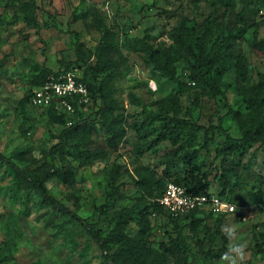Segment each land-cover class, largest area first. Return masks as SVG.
<instances>
[{"label":"rangeland","instance_id":"obj_1","mask_svg":"<svg viewBox=\"0 0 264 264\" xmlns=\"http://www.w3.org/2000/svg\"><path fill=\"white\" fill-rule=\"evenodd\" d=\"M20 1L24 0H0V150L22 166L52 169L64 164L51 147L65 124L27 105L24 97L37 81L65 72L68 61L69 70L82 75L96 59L104 34L98 22H102L119 47L111 52L107 73L127 116L128 134L118 150L110 149L107 129L92 116L99 102L84 106L97 128L90 136L72 132L69 142L81 153L69 157L76 180L68 183L49 176L46 185L51 194L96 222L103 236L123 208L136 207L128 236L135 239L145 230L147 252L164 257L167 264H180L178 249L184 250L187 263L183 264H224L222 255L239 243L246 245L240 264H264L259 250L260 244L264 248V143L255 142L245 155L219 149L227 133L242 135L237 115L253 113L246 96L259 81V72H264V48L255 43L264 39V0L250 3L245 21L240 13L247 0H37V26L26 24L17 5ZM242 25L246 26L243 38L233 47L222 48L227 51L225 58L203 80L185 74L194 61L187 47L192 32L195 49L202 43L209 51L217 37ZM151 45L169 52L180 82L151 60ZM81 56L89 60H77ZM105 74L87 76L98 83ZM160 112L211 126L212 142L203 148L204 131L195 133L191 148L198 149L197 157L180 160L185 148L178 146L192 135L191 130L180 126L179 142L174 144L170 133L161 136L162 120L155 117ZM169 157L175 161L173 176L191 171L206 179L209 191L238 206L234 212L203 209L193 220L182 219L187 222L184 236L189 249L175 245L174 222L154 205L160 191L157 180L166 175ZM115 164L116 182L112 179ZM106 202L110 207L101 216ZM220 220L221 225L235 227L234 239L224 241ZM116 247L112 245L111 251ZM2 258L3 264H104L102 249L85 224L54 209L37 190L15 182L14 172L4 164H0Z\"/></svg>","mask_w":264,"mask_h":264},{"label":"trees","instance_id":"obj_2","mask_svg":"<svg viewBox=\"0 0 264 264\" xmlns=\"http://www.w3.org/2000/svg\"><path fill=\"white\" fill-rule=\"evenodd\" d=\"M254 0H247V5L240 13V18L245 21V11L250 3ZM18 8L24 14V20L27 25L37 26L38 25V3L37 0H24L20 1ZM98 27L104 32L103 37L100 42V46L96 52V59L93 62H89L82 73V79L87 82L91 93L93 102H99V106L94 111L92 116L93 119H99L103 126L107 129L109 135L106 138V144L110 149L118 150L128 134L127 128V116L121 111V105L118 99L114 95L113 88L110 87V77L111 73H107V70L112 64L113 57L111 52L114 50H119L116 42L111 39L109 29L102 22H98ZM246 32V26L242 25L232 29L226 36L217 37L216 41L212 45L209 51L201 43L199 44L198 50L195 49L192 41L194 37V32H192L191 37L187 40V47L191 54L193 55L194 61L190 66V70L186 69L185 74L191 77L193 80L197 78L198 80H203L204 76L213 70L216 66V62L221 58H225L227 51H222V48L233 47L237 40L243 38ZM76 37L81 44L80 33H76ZM264 48V39L255 42ZM217 46H219L217 48ZM149 56L155 65L161 69L166 75L171 79L180 82V77L175 76L173 67L168 59L169 52L166 49H161L160 47L150 46ZM77 60H84L86 62L89 60L85 57H79ZM241 62V61H240ZM70 67V61L67 62L64 71L68 70ZM106 74L99 80L95 82L88 78V74H92L96 78L100 73ZM58 73V72H57ZM48 78V77H47ZM37 81L30 87V89L25 94L24 100L27 105L31 106L29 103L31 90L35 86H39L44 83L47 79ZM195 81V80H194ZM210 85L215 89L220 91V87L215 81H211ZM254 89L246 96V100L250 103L253 108L252 114H247L246 116L237 115L240 125L242 127V135L235 137L226 134L225 142L219 147L222 153H225L226 149H232L237 151L240 155H245L249 149L253 146L255 142L264 143V72H259V81L254 85ZM85 106V105H84ZM83 106V107H84ZM77 106L76 112L73 114H68L62 109L58 108L56 105H51L40 110H45L49 113L55 120L62 121L65 124V128L60 134L59 141L56 142L51 147V153H58L62 158L64 164L62 166H53L52 169L44 168L41 165L28 167L22 166L16 160L5 154L0 150V164H4L9 167L14 172L15 182L24 184L30 189H35L43 197V201L48 202L52 205L54 209H59L60 211L66 212L71 218L77 219L84 223L88 231L90 232L93 239L97 242L99 247L102 249L104 256V264H167L164 261V257H157L156 255L149 254L147 252V233L145 230L141 229L140 236L135 239H130L127 233V227L130 221L133 219V213L136 211V207H125L117 215L116 221L112 229L106 236H103L100 229L97 227V223L89 221L88 218L81 216L75 210L69 208L61 200L55 197L49 191L46 181L49 176H56L64 182L74 183L76 180V173L73 167L69 164L70 156L79 155L80 151L76 148L75 143H70L69 138L73 131H84L87 136L97 128L96 124L90 123V114H85L84 109ZM37 109V108H36ZM93 112V111H92ZM156 118L162 120V132L161 136H165L170 133V137L174 144L179 142L180 136V126L188 127L191 130L192 135L178 148L181 150L185 148V151L180 155V160L183 161L193 160L197 157V148H191L193 145L194 134L200 131H204V143L203 148L208 147L212 142V137L210 135L211 126H206L200 124L196 121L190 119L177 117L176 115H170L166 112H160L155 114ZM189 160V161H190ZM223 164L225 159L222 160ZM175 161L172 157L167 159V165L165 167V176L159 178L157 183L160 185V191L157 197H159L165 190L166 183L168 180H175L176 182L184 184L188 191L193 193H205L209 190L207 189V181L203 177L194 175L193 172L187 171L184 176L172 175V167ZM112 179L114 182L118 180L119 171L118 165L113 166ZM151 195L152 191H148L147 195ZM156 197V207H158L163 212L167 213L169 218L174 222L177 236L175 240V245L183 249H189V245L186 243L184 236V226L187 222L182 223V219L195 217V214L203 209H195L189 212L185 217H178L171 215L166 208L157 201ZM139 204L138 207H141ZM110 207L109 202L104 203L101 206L100 215L103 216L107 213ZM142 210L140 209V212ZM223 221H218V226L221 227ZM220 234L224 237V241L227 242L228 237L225 236L221 229L219 228ZM117 245L116 249L111 251V246ZM259 250L264 253V248L260 244ZM178 257L180 258V264L187 263L186 257H183L184 250L178 249ZM4 258L0 259V264H3Z\"/></svg>","mask_w":264,"mask_h":264},{"label":"built area","instance_id":"obj_3","mask_svg":"<svg viewBox=\"0 0 264 264\" xmlns=\"http://www.w3.org/2000/svg\"><path fill=\"white\" fill-rule=\"evenodd\" d=\"M29 103L32 107L42 109L56 105L68 114L76 112L77 106L93 103L92 93L82 75L76 71H65L59 75L49 76L43 84L31 90ZM166 210L173 216L185 217L195 209H215L234 212L236 203L216 192L193 193L175 180H168L164 192L157 197Z\"/></svg>","mask_w":264,"mask_h":264},{"label":"clouds","instance_id":"obj_4","mask_svg":"<svg viewBox=\"0 0 264 264\" xmlns=\"http://www.w3.org/2000/svg\"><path fill=\"white\" fill-rule=\"evenodd\" d=\"M221 232L232 240L236 237V229L234 226L229 224L221 225ZM246 256V245L243 243L232 245L227 252H225L221 259L224 264H240L241 261L245 259Z\"/></svg>","mask_w":264,"mask_h":264}]
</instances>
